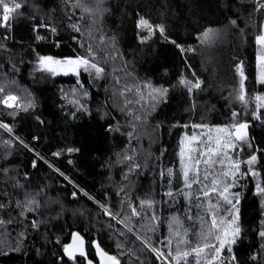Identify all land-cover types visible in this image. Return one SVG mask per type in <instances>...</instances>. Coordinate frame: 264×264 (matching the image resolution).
<instances>
[{
	"label": "trees",
	"instance_id": "1",
	"mask_svg": "<svg viewBox=\"0 0 264 264\" xmlns=\"http://www.w3.org/2000/svg\"><path fill=\"white\" fill-rule=\"evenodd\" d=\"M15 1L0 19V99L18 97L0 104V264H87L64 251L73 231L95 261L97 241L119 264H264V0ZM217 129L231 140L209 151ZM226 225L234 243L177 259L219 247Z\"/></svg>",
	"mask_w": 264,
	"mask_h": 264
},
{
	"label": "snow or ice",
	"instance_id": "2",
	"mask_svg": "<svg viewBox=\"0 0 264 264\" xmlns=\"http://www.w3.org/2000/svg\"><path fill=\"white\" fill-rule=\"evenodd\" d=\"M10 5H12V6H10ZM20 7H21V5L19 3H16L15 0H0V8H2V12H3V15H2V17H0V19H2L6 24L9 20L10 14L16 12V10L19 9ZM261 7L264 8V5H261ZM233 23H235V21H233ZM138 26L148 28L149 31L151 32V25L148 23L147 20H144L143 18L140 20ZM157 27L159 28L160 33L163 34L164 33L163 26H157ZM210 31L211 30H209V32ZM209 32L204 33L205 38H207L209 36ZM148 38L149 37H145L144 39H148ZM255 39H256V43L258 45L264 46V34L256 36ZM257 59L261 65V67L264 68V56H258ZM40 62L43 65H45L47 70L51 71L53 74H56L57 68L53 67L52 65L58 66L61 69H63L66 66L68 71L75 73L78 71V69L80 67H84L85 71H87L88 70L87 66H89V64H90V62L83 57H77L75 59L67 58L63 61L54 60L52 57H40ZM90 67L96 70L97 75H99L101 72H103V69L99 68L96 64H90ZM238 70L240 71V75L242 78L241 79V88H243V70H242V68H239V67H238ZM260 78L262 81H264V71L261 72ZM181 83H190V82L184 81L182 79ZM192 87L199 88L200 83L197 82V83L193 84ZM164 91H166V90H164ZM3 92H4V89L2 87H0V93H3ZM239 99L243 100L244 96L241 95L239 97ZM256 99L257 100H264V97H257ZM17 100H18V97H16V96L7 95L3 99H0V104H4L7 107H13L15 101H17ZM236 115H237L236 113H233V116H236ZM0 127L8 128L7 125H0ZM196 127H200V126H196ZM233 127L236 129V133H237L236 139L240 140V141L245 140L244 130L248 127V125L246 123H240L237 125H233ZM8 130L11 131L10 128H8ZM217 131H226V129H217ZM229 135H231V133H229ZM193 139H196V137H193ZM211 139H212L211 136H209V141H211ZM219 143H220L219 140H217L218 145H219ZM227 147H234V146L233 145H227ZM68 151L72 152V151H78V150L68 149ZM209 151H212V150L209 149ZM182 154H183V150H182ZM54 155H59V153H55ZM201 155H203V154H201ZM256 160H257V157L255 155H253L250 157V159L246 163L251 165V164H254L256 162ZM205 163H208V161H205ZM234 167L237 171H239V167H240L239 163L234 164ZM169 171H171V170H169ZM250 171H251V169H250ZM229 174L235 175V173H225V175H229ZM252 174L256 175L255 172H253ZM188 175H189V173L185 169L183 172V177H184L185 181H187ZM205 178H207V177H205ZM196 182L198 183L199 181H196ZM216 183L217 182L214 180L213 185H215ZM187 186L191 187L190 184ZM257 190H258V193H264V187H260L259 185H257ZM212 191L213 192L216 191L215 187H213ZM227 192H228V188L226 187L224 189V192L221 193L220 195L223 197V199L226 202L231 203V201L228 200V197L226 195H224V193H227ZM168 195H171V193H168ZM203 195L205 197H207L208 192H204ZM148 203H151V202H148ZM221 223H222V221H221ZM235 223H236L235 220L231 221V224L234 225ZM212 226L213 227L217 226V222H216L215 218H213V220H212ZM239 232H240L239 227H235L234 230L232 231L233 239L228 240L227 237H228L229 233L227 230H225V232H224L225 238L224 239H222L220 236L215 237L216 240H218L220 243L219 247H216L215 245L205 244L203 248L192 249L191 253L190 252L178 253L177 259H181L183 257H187V256L192 255V254L199 256V254L201 252H203L205 248H213L216 253H219L221 251V249H223L226 245L235 242L234 238H235V236H237L239 234ZM260 235L262 237H264V232H261ZM64 251H65L66 255H68L70 258H74L76 252H79L81 255H84L82 238L79 237L78 234H73V244L66 245ZM229 251H230V249H229ZM99 255H100L102 261H104L106 259L107 261L111 262V264H119V261L115 257L107 256V254L104 253L102 250L99 251ZM232 260H235V256L232 257ZM89 264H92V262L89 261ZM209 264H211V262H209Z\"/></svg>",
	"mask_w": 264,
	"mask_h": 264
},
{
	"label": "rangeland",
	"instance_id": "3",
	"mask_svg": "<svg viewBox=\"0 0 264 264\" xmlns=\"http://www.w3.org/2000/svg\"><path fill=\"white\" fill-rule=\"evenodd\" d=\"M16 2V1H15ZM17 3V2H16ZM261 49H262V51L264 52V46H262L261 47ZM262 56H264V55H262ZM60 68V67H59ZM65 68H67L66 66L64 67V69ZM262 71H264V68H262V67H260V71H259V73H260V77H261V72ZM9 95H13V96H16V94H9ZM17 97V96H16ZM17 101H15V103H16ZM216 133L213 135V138H212V140H211V146H212V151H215V148L213 147V146H215V145H217V140H223L222 138H225V140H228V142H230V135H229V130L228 131H226V134H228L227 135V137H226V134L225 133H222L221 131H215ZM193 137H196L195 135H192V136H189V137H187L186 138V140H185V150H184V157H186V158H184L185 159V161L187 162V164H189V166H192L191 164H192V161H193V157H192V150H191V147H192V141H194V140H196V139H193ZM197 138V137H196ZM216 141V143H214V145H212V141ZM213 141V142H214ZM193 146H194V143H193ZM191 154V155H190ZM79 190H81V191H85L84 190V188H79L78 190H77V193H78V191ZM73 195H75L74 193H73ZM115 213H113V215H114ZM116 215V214H115ZM117 216V215H116ZM115 216V217H116ZM118 217V216H117ZM233 226V225H232ZM231 225H226V226H224L223 227V229H222V234H221V238L222 239H224L225 237H224V232H225V230H227L228 231V233H229V235H228V237H227V239L229 240V238H231L232 237V231L234 230V226L232 227ZM219 246H220V243H219ZM154 248V250L157 252V255H158V257L160 258V259H162V260H165V261H167V262H169V260L167 259V257L166 256H164V254L162 253V251L160 250V249H156L155 247H153ZM170 252L172 253V250H170Z\"/></svg>",
	"mask_w": 264,
	"mask_h": 264
},
{
	"label": "water",
	"instance_id": "4",
	"mask_svg": "<svg viewBox=\"0 0 264 264\" xmlns=\"http://www.w3.org/2000/svg\"><path fill=\"white\" fill-rule=\"evenodd\" d=\"M73 234H78L79 237L82 238L83 240V252H84V255H81L79 252H76L75 255H79L81 257H84L87 264H89V261L92 262V264H111V262L107 261L106 259L104 261L101 260V257L99 255V251L102 250L104 253L107 254V256H112L109 252H107L103 247L102 245H100L97 241H95V249H96V254H97V258L98 260L95 261L93 259H91L88 254H87V242H86V239L84 237V235L79 232V231H73L72 234H71V237H70V240L68 241V243L66 245H69V244H73ZM98 246V247H97Z\"/></svg>",
	"mask_w": 264,
	"mask_h": 264
},
{
	"label": "built area",
	"instance_id": "5",
	"mask_svg": "<svg viewBox=\"0 0 264 264\" xmlns=\"http://www.w3.org/2000/svg\"><path fill=\"white\" fill-rule=\"evenodd\" d=\"M10 6H12V5H10ZM74 185H76L78 188H81V187H80L79 185H77L76 183H74ZM73 193H74L75 195H77V189L74 188Z\"/></svg>",
	"mask_w": 264,
	"mask_h": 264
}]
</instances>
